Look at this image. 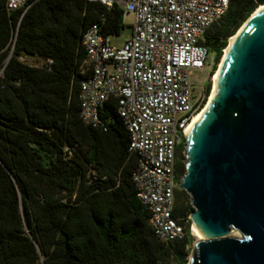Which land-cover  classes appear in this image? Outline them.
<instances>
[{
    "label": "trees",
    "instance_id": "trees-1",
    "mask_svg": "<svg viewBox=\"0 0 264 264\" xmlns=\"http://www.w3.org/2000/svg\"><path fill=\"white\" fill-rule=\"evenodd\" d=\"M263 4L229 0L203 37L214 65ZM96 22L104 37L125 28L115 5L36 0L9 13L0 0V264H185L188 224L183 241L161 242L136 198L135 156L115 101L102 108L105 131L78 117L81 36ZM174 196L183 224L189 197L177 188Z\"/></svg>",
    "mask_w": 264,
    "mask_h": 264
},
{
    "label": "built area",
    "instance_id": "built-area-1",
    "mask_svg": "<svg viewBox=\"0 0 264 264\" xmlns=\"http://www.w3.org/2000/svg\"><path fill=\"white\" fill-rule=\"evenodd\" d=\"M36 0H5L9 13ZM106 9L117 6L130 17L129 36L120 47L102 35L100 22L82 33L86 74L79 83L78 117L105 131L102 108L115 101V112L135 156L131 182L148 213L154 236L164 243L183 241L189 217L180 224L175 207V155L193 117L204 107L214 55L204 44L206 31L226 12L229 0H86ZM210 57L208 58V56ZM202 73L204 77L197 78ZM207 73V75H206ZM206 76V79H205ZM191 80L200 87L194 89Z\"/></svg>",
    "mask_w": 264,
    "mask_h": 264
},
{
    "label": "water",
    "instance_id": "water-1",
    "mask_svg": "<svg viewBox=\"0 0 264 264\" xmlns=\"http://www.w3.org/2000/svg\"><path fill=\"white\" fill-rule=\"evenodd\" d=\"M183 156L176 188L203 237L188 264H264V9L240 27Z\"/></svg>",
    "mask_w": 264,
    "mask_h": 264
},
{
    "label": "rangeland",
    "instance_id": "rangeland-1",
    "mask_svg": "<svg viewBox=\"0 0 264 264\" xmlns=\"http://www.w3.org/2000/svg\"><path fill=\"white\" fill-rule=\"evenodd\" d=\"M123 24L125 25V28L117 36L108 37L109 43L112 46H114V47H120L121 44L123 43V41L125 39H127L128 36H129V28H128V25L130 24V17H125L124 18V21H123ZM209 57H210V55L208 56V58ZM219 61H220V58H219L217 64H215V66L213 68V72L211 73L212 75L214 74V72H215V70H216V68L218 66ZM206 75H207V73H206ZM201 77H204L203 74L202 73H198L197 74V78L200 79ZM205 79H206V76H205ZM191 85H193L194 89H198L200 87V85H199V83H198L197 80L196 81L191 80ZM203 87L206 88V98H205L204 105H203V106H205V104H206V102L208 100V96H209L210 90H211V82L208 84L207 81H204L203 82ZM183 146H184V144H183ZM184 161L185 160H184L183 150H182L181 157H180L179 170L175 174V176H177V178H176V185L179 182L182 174L184 173V169H183L184 168V163H183ZM176 185H175V187H176ZM181 202L184 205L186 203L181 197H179V199H177V204H179ZM190 236H191L190 242L184 248V251L186 252L185 264H188V262H189L190 255H191V252L193 250V245H194V243L196 241L195 238L192 235H190ZM163 264H177V263L173 259H169V260H167Z\"/></svg>",
    "mask_w": 264,
    "mask_h": 264
},
{
    "label": "bare ground",
    "instance_id": "bare-ground-1",
    "mask_svg": "<svg viewBox=\"0 0 264 264\" xmlns=\"http://www.w3.org/2000/svg\"><path fill=\"white\" fill-rule=\"evenodd\" d=\"M263 9H264V4L263 5H259L258 7H256V9L249 15V17L247 18L246 21H248L251 17H253L256 13H258L259 11H261ZM246 21H244L240 27H242ZM240 27H239V29H240ZM239 29L237 30L238 32H239ZM237 31L231 37L228 38L227 44L222 50V54L220 56V61L218 63V66H217L214 74L211 77V90H210V93H209V96H208V100H207L205 106L200 110V112L193 117L191 123L189 124V126H188V128L186 130V137L189 135L192 127L195 125V123L197 122L199 117L207 109V107H208V105L210 103V100H211L212 96L215 93V89H216V85H217V81H218L220 68H221L222 63L224 62V60H225V58H226V56H227V54H228V52L230 50V47L232 46V44H233V42H234V40H235V38H236V36L238 34ZM190 230H191L192 236L195 238L196 241L203 239V237L196 230V227H195L194 224H191V229ZM230 235L231 236H237V233L236 232H232Z\"/></svg>",
    "mask_w": 264,
    "mask_h": 264
},
{
    "label": "flooded vegetation",
    "instance_id": "flooded-vegetation-1",
    "mask_svg": "<svg viewBox=\"0 0 264 264\" xmlns=\"http://www.w3.org/2000/svg\"><path fill=\"white\" fill-rule=\"evenodd\" d=\"M211 47H214L217 45V41L216 42H210L209 43ZM210 50V47H208V51ZM182 150H183V145L182 147H180L177 152H176V155H175V166H174V172L175 174L178 172L179 170V166H180V157H181V153H182Z\"/></svg>",
    "mask_w": 264,
    "mask_h": 264
}]
</instances>
